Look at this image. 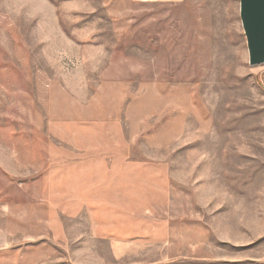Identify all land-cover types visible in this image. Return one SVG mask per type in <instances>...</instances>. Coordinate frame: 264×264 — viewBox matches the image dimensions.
I'll list each match as a JSON object with an SVG mask.
<instances>
[{"label":"rangeland","instance_id":"obj_1","mask_svg":"<svg viewBox=\"0 0 264 264\" xmlns=\"http://www.w3.org/2000/svg\"><path fill=\"white\" fill-rule=\"evenodd\" d=\"M0 264H264L239 0H0Z\"/></svg>","mask_w":264,"mask_h":264},{"label":"water","instance_id":"obj_2","mask_svg":"<svg viewBox=\"0 0 264 264\" xmlns=\"http://www.w3.org/2000/svg\"><path fill=\"white\" fill-rule=\"evenodd\" d=\"M249 65L264 63V0H239Z\"/></svg>","mask_w":264,"mask_h":264}]
</instances>
